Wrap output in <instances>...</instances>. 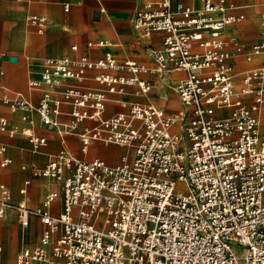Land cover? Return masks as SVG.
I'll use <instances>...</instances> for the list:
<instances>
[{
  "label": "built area",
  "instance_id": "built-area-1",
  "mask_svg": "<svg viewBox=\"0 0 264 264\" xmlns=\"http://www.w3.org/2000/svg\"><path fill=\"white\" fill-rule=\"evenodd\" d=\"M235 9L226 0H202L200 7L151 0L136 13L134 27L142 38L167 34L163 46L151 51L154 67L109 52L96 60L44 58L30 67L37 77L28 88L40 94L37 104L11 96L0 67V101L26 124L10 127L0 116V132L25 136L34 149L47 144L33 130L39 126L60 137L77 135L82 153L97 142L129 150L116 165L62 149L44 166H30L33 178L58 185L37 207L27 201L32 179L24 181L15 203L1 183L0 264L9 209L22 228L32 217L44 226L37 244L20 249L16 264H264V60L240 75L230 62L264 55V12L260 39L247 48L223 36L245 19L228 13ZM27 21L42 33L48 19L31 15ZM94 71L102 88L86 84ZM173 72L186 74L173 84L183 110L168 113L153 102L118 100L128 112L103 118L110 94L147 97L153 86L143 74L164 80ZM6 149L0 145L3 169L11 163Z\"/></svg>",
  "mask_w": 264,
  "mask_h": 264
},
{
  "label": "crops",
  "instance_id": "crops-1",
  "mask_svg": "<svg viewBox=\"0 0 264 264\" xmlns=\"http://www.w3.org/2000/svg\"><path fill=\"white\" fill-rule=\"evenodd\" d=\"M151 0H0V67L5 72L4 86L11 96L21 94L33 103H38L40 94L31 92L28 88V81L31 77H37L30 72L31 65L37 64L44 58L70 56L77 57L86 55L91 59H100L109 52L118 60L133 59L150 67L155 66V60L151 55L152 50L160 49L167 35L164 32H155L149 38H142L140 32L134 27V17L147 2ZM188 5L200 7L202 0H174ZM228 4L237 7L228 13L239 15L244 14L245 19L228 26L224 37H236L250 48L258 42L261 26V14L264 12V0H226ZM69 6L65 10V6ZM31 15L46 17L48 19L44 31L39 33L36 27L28 24L27 18ZM105 41V47L88 45L89 42ZM72 46L78 50L73 51ZM232 52L233 49L230 48ZM264 60L263 56H255L251 61L245 60L243 56L234 57L230 62L235 72L240 75L242 72L259 67ZM97 72H89L86 84L94 88H102L92 79ZM185 72H173L162 80L158 74H143V79L152 83V90L149 96H135L110 94L109 102L103 114L104 119L111 116L128 112L118 100L130 102H153L166 112H178L183 110L179 96L173 84L185 77ZM70 85V84H68ZM133 91L134 87H129ZM4 90H0V99ZM0 116L5 117L10 127L23 128L25 123L19 119V113H14L9 106L0 101ZM33 117L39 121L37 114ZM66 119V118H64ZM92 121L85 122V125L93 126ZM35 134L45 137L47 144L34 149L27 137L20 134L11 137L7 133L0 132V145L6 146L5 157L11 159V163L4 169L0 167V184H6L12 194L13 203L17 202L21 195L19 193L26 179H32L27 198L28 205L37 207L45 194L55 190L58 185L53 180L44 178H33L29 167L32 165L44 166L51 156L65 149L77 158L93 160L100 158L111 165L119 161L129 153H121L120 146L104 144L101 142L92 143L87 153L80 150L81 143L76 135L60 137L55 131L47 130L39 126L33 127ZM112 154V155H111ZM111 156L114 158L111 160ZM2 156H0V159ZM118 162V163H117ZM28 166L23 169L22 166ZM62 199L56 201L54 212L61 210ZM6 227L14 228L15 249L21 245L34 246L37 244L39 235L44 227L38 218L32 217L28 228H22L17 220L16 212L9 209L6 215ZM3 223V225H4ZM5 226V225H4ZM3 226V228H4ZM19 226L21 229H19ZM1 254L3 264H16L11 259V251L4 241L2 230Z\"/></svg>",
  "mask_w": 264,
  "mask_h": 264
},
{
  "label": "rangeland",
  "instance_id": "rangeland-1",
  "mask_svg": "<svg viewBox=\"0 0 264 264\" xmlns=\"http://www.w3.org/2000/svg\"><path fill=\"white\" fill-rule=\"evenodd\" d=\"M125 151H126L125 148H120V152L121 153H124ZM113 158H114V156H111L110 159L112 160ZM119 162H121V161H119ZM4 220H6V218ZM4 225H5L4 228H3L4 241L8 245V249H9L8 251H11L10 256H11V259L13 260V262H14L15 255L17 254L18 250L21 248V245L19 247L15 248V249L10 248V245H12V247H13V244H15L14 243L15 230H14V228L6 227L7 226L6 225V221H5ZM19 229H21L20 226H19ZM237 253L242 256L243 253H244V250L241 249V248H238L237 249ZM3 263H4V260H3ZM14 264H15V262H14Z\"/></svg>",
  "mask_w": 264,
  "mask_h": 264
}]
</instances>
